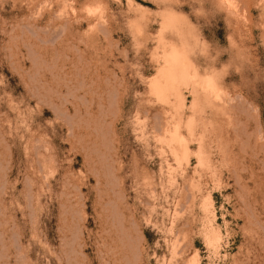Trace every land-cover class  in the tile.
<instances>
[{
  "label": "rangeland",
  "instance_id": "1",
  "mask_svg": "<svg viewBox=\"0 0 264 264\" xmlns=\"http://www.w3.org/2000/svg\"><path fill=\"white\" fill-rule=\"evenodd\" d=\"M0 187V264H264V0H0Z\"/></svg>",
  "mask_w": 264,
  "mask_h": 264
},
{
  "label": "bare ground",
  "instance_id": "2",
  "mask_svg": "<svg viewBox=\"0 0 264 264\" xmlns=\"http://www.w3.org/2000/svg\"><path fill=\"white\" fill-rule=\"evenodd\" d=\"M170 46H172V45H170ZM197 78H198V72L195 69V67L193 66V63H192V61L190 59V56L188 55V50L186 49V47H181V48L171 47L170 50L168 52H166L165 55H164V65L159 70V72L157 73L156 77L153 80V89H154L155 93L157 95H159L160 97H166V94H171L174 97L173 108H174V110L176 112V115L178 116V119L175 120L176 123L173 126L172 132L169 134V141H170V143H172L171 145H173L172 146L173 147V149H172L173 153L177 157L185 158L187 156V154L189 153L188 150L191 147L190 146V143L195 140V142L196 141L198 142V150H197L196 155H195L196 158H197L198 164L200 166H205L206 165L208 167V166L212 165L211 164V161L212 160L210 158L211 156L209 155V152L206 149V146H205V142L203 140V137L202 136H199L197 139L195 138L196 137V126H197L195 117H191L187 121V123L185 124L186 125V131H187L186 135L181 132L182 131L181 130V127L183 125V117H182V114L183 113L181 112V110H182V107L185 104H184V100L182 98V94H181V91H180V86H181V84L186 83V82L196 81ZM207 83H206V86H207ZM212 83H213V81H212ZM210 87H212V85H210ZM154 91H152V92H154ZM200 100H201V98H200ZM198 101H199V99H198ZM192 115H194V113ZM198 122H199V120H198ZM165 139H167V138H165ZM168 146H170V144ZM212 235H211L212 236L211 237V240L212 241L213 240H217V235L215 236L213 233H212ZM136 254H137V252H136ZM134 262H136V261H134Z\"/></svg>",
  "mask_w": 264,
  "mask_h": 264
}]
</instances>
